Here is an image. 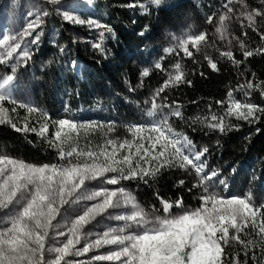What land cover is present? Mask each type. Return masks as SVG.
Returning a JSON list of instances; mask_svg holds the SVG:
<instances>
[{
  "label": "trees",
  "instance_id": "16d2710c",
  "mask_svg": "<svg viewBox=\"0 0 264 264\" xmlns=\"http://www.w3.org/2000/svg\"><path fill=\"white\" fill-rule=\"evenodd\" d=\"M242 2L247 12H264V0ZM66 3L67 14L86 22L72 24L59 13L48 10L59 27L58 40L45 41L24 66L41 81L34 94L35 113L29 114L25 108L8 103L4 105L10 123L0 125V155L34 165L59 163L58 150L49 144L55 139L52 123L73 112L102 109L121 125L144 122L155 92L165 85L163 71L179 64L183 81H191V84L181 82L173 87L170 83L156 98L165 107H175L174 101L181 107L183 118L169 120L172 129L186 135L196 149L208 148L202 158L207 162L205 170L214 169L221 174L220 179L226 178L228 187H221L223 193L250 192L264 199V115L249 124L226 113L230 100L264 107L260 88H239L249 81L254 88L256 85L264 87V54L246 60L243 57L244 50L264 47L260 35L264 32V16H254L252 27L243 23L236 31L239 42L226 45L214 34V22L222 12L227 13L231 6L227 0H162L159 6L151 0ZM208 17H212L211 23ZM89 20L95 23H87ZM165 28L199 29L207 38L208 52L180 57L166 55L162 37ZM97 43L100 48L95 47ZM227 51L243 63L234 65L221 55ZM209 60L217 64L218 71L211 69ZM157 63L162 65L161 69L155 68ZM144 70L149 71L148 77H142ZM12 114L15 116L11 118ZM214 115L217 121L222 118L227 131L221 133L209 127ZM13 124L20 129L27 124L36 131H16ZM45 124L47 132L42 137L38 133ZM146 179L147 183L126 184L141 206L160 208L158 197L175 201L181 196L186 208L200 206L198 197L203 189L192 188L198 180L189 171L163 169L154 178ZM181 180L183 185L179 184ZM239 235L241 240H252L255 244L249 245L247 255L239 242L225 246L224 264H232L234 259L239 264H264V242L257 232L249 227Z\"/></svg>",
  "mask_w": 264,
  "mask_h": 264
},
{
  "label": "snow or ice",
  "instance_id": "6c2138e0",
  "mask_svg": "<svg viewBox=\"0 0 264 264\" xmlns=\"http://www.w3.org/2000/svg\"><path fill=\"white\" fill-rule=\"evenodd\" d=\"M58 2L59 0H51L53 4ZM151 3L159 6L162 0H151ZM228 11L231 12L232 9L229 8ZM241 15H247L248 26L252 27L254 16H264V12L254 10ZM63 19L78 24L86 22L67 13H64ZM224 20L225 17L221 16L220 21ZM211 21L212 17H208V22ZM87 23L95 22L89 20ZM39 26L40 21L37 18L27 25L23 35L31 36L32 30ZM217 31H221V28ZM260 35L264 40V32ZM205 40L206 36L203 33L188 36L186 40L181 41L180 47L186 56H191L187 46L190 44L199 50L198 46ZM8 41L9 37L4 36L0 44L7 45ZM38 41L39 35H36L31 43L35 45ZM95 47L100 48L101 45L97 43ZM241 47L243 48V42ZM20 48V43L9 45L7 57L13 58V53ZM257 54H264V47L243 51L245 60ZM221 55L231 60L234 65L239 66L243 63L242 60H236L231 51L223 52ZM30 59V51L27 48L15 57L17 63L23 61L25 65ZM0 63L11 68V74L0 78V125H3L10 123L6 118L7 111L3 104L12 96L14 83L17 80V66L9 64L8 59H0ZM209 66L213 71L219 70L217 64L211 60ZM155 68L161 69L162 65L157 63ZM175 70L176 75L169 77L171 86L175 87L181 82L191 84V81H183L179 64L175 66ZM149 74L148 70H144L142 77H148ZM168 86L169 82L166 81L165 85L157 90L155 96H159ZM245 87L253 90L260 88V94L264 96V87L261 85H256L254 88L253 83L249 81L246 86H239L240 90ZM228 95L231 98L232 93L229 92ZM217 103L223 104V101ZM173 104L175 108L168 115L182 119L181 107L175 101ZM163 107L165 106L155 102L154 97L148 115L153 116ZM228 113L235 115L238 120L252 124L264 115V107L233 101L228 106ZM212 120L217 121V117L214 115ZM58 125L59 130L54 133L55 139L49 141V144L58 150L60 163L33 165L0 155V213L5 214V217L0 219V264H62V262L72 264L68 257H80L93 249L105 246H117L118 251L93 256L91 258L93 264L114 261L119 264H224L225 246H230L233 241L239 242L244 246L247 255L249 245L255 244V241L245 242L240 239L239 233L245 229L251 227L264 242V203L256 207L250 202V195L224 197L211 191L210 185L215 182L227 189L226 178L220 179L221 174L214 169L205 172L207 162L202 158L205 157L208 148L196 149L193 141L186 135L173 132L167 116L153 121L149 131L155 135L140 137L141 142L136 146L135 154L130 152L122 159L117 158L119 150L125 147L131 150L133 147L128 141L120 143L117 148L116 141L107 140L106 144L112 146L111 151L106 148L100 151L91 149L85 151L71 145L70 150L65 151L62 145L67 144L72 138L67 133L62 136V130L67 126L70 131H78L79 126L76 122L67 119L59 120ZM11 126L16 131H36L35 128L29 129L27 124L23 129L16 128L14 124ZM47 127L45 124L38 135L43 137ZM209 127L221 133L227 131L222 118L210 123ZM141 131L143 129L137 126L135 132ZM145 139L148 147L142 142ZM134 157L138 158L135 165H133ZM142 164L152 166L144 167ZM172 167L185 170L190 167L200 177L198 182L192 185V188L203 189L198 197L199 207L186 208L182 196L175 201L158 197L161 207L156 209V212H162L163 215H156L155 212L150 214L141 208L135 203V197L123 188L109 190L101 187L99 190L88 192L90 182L118 185L121 181L140 179L147 183L146 177L154 178L161 170ZM232 171L234 172L235 169ZM179 184L183 185L184 181H179ZM188 190L192 191V189ZM90 201L96 202L86 207L82 214L75 216L66 232L57 231L60 227L57 218L65 206L71 207L78 202ZM122 205L129 206L124 208L126 214H116L114 217L116 221L122 222V226L106 230L102 236H97L96 239L84 243L82 247H77L81 244L82 236L87 239L93 235V233H83L86 226L93 221L98 222V218L104 219L109 210L118 212ZM177 209L179 214L174 215L173 212ZM107 218L112 219L111 216ZM54 221L57 223L54 224ZM230 229L236 234L230 235ZM61 237L65 239L60 246L46 249V242L60 241ZM45 251L54 253V259L45 261ZM76 264L80 262L77 261ZM232 264H239V261L234 259Z\"/></svg>",
  "mask_w": 264,
  "mask_h": 264
},
{
  "label": "rangeland",
  "instance_id": "374dc122",
  "mask_svg": "<svg viewBox=\"0 0 264 264\" xmlns=\"http://www.w3.org/2000/svg\"><path fill=\"white\" fill-rule=\"evenodd\" d=\"M66 1H72L73 3L80 2L82 0H59L58 3L53 4L51 3V0H0V40L3 39L4 36L9 37L8 44H0V59H8L9 64L16 65L17 66V80L14 83V90L12 92V96L9 100H6L3 104V107L6 103L10 104L13 107L16 108H25L27 112L30 114H34L35 110V100H34V94L36 88L39 87L41 81L37 76H35L30 70L24 69V62L20 61L17 63L15 60V57L19 52H22L24 48H27L30 51V55L37 52L44 44V42H56L59 37V27L56 25L55 21L53 20V13L49 12L53 11L55 14L63 18V15L65 12V9L67 8ZM89 0H84L85 3H87ZM229 2V0H227ZM231 4L228 9H232L231 12L227 10V13L222 12L220 15H218V18L215 20L216 30L214 34L216 35L219 42L226 44V45H232L239 42V38L236 34V31L240 28H242L243 23H249L247 15H241V13H248V8L244 5L242 0H231L229 2ZM234 5V6H233ZM67 10V9H66ZM68 11V10H67ZM31 13V15H29ZM224 16L225 20L223 22L220 21V17ZM39 19L40 26L36 28L35 30H32L31 36H24L23 32L26 29L27 25L29 23H32L36 19ZM254 19V18H253ZM66 21V20H65ZM72 23V22H71ZM73 24V23H72ZM223 24V27L221 25ZM218 28H221V31H217ZM200 30L197 28H191V29H184V30H171L168 28L163 29L162 37L166 43V55L173 54L175 57L186 56L183 52V49L180 47V43L183 40H186L188 36H195L200 35ZM36 35H39V41L35 45L31 43V40L36 37ZM206 41L201 42V44L198 46L199 50L197 48H194L190 44L187 46L189 52L191 54L193 52H208L207 51V45ZM16 43L21 44V48L17 49L16 52L13 53V58L7 57V51L8 46H14ZM176 65H172L169 67V69H166L163 71L165 75L166 81L171 83L169 81V77H174L176 75L175 70ZM181 72V70H180ZM8 74H11V68L4 63H0V78L3 76H6ZM156 93V92H155ZM157 96H155V102L159 104L156 101ZM154 99V98H153ZM153 102V100H152ZM232 103L230 100L227 105L226 113H228V106ZM152 106V103H151ZM150 106V109H151ZM175 107H163L160 112L154 114L153 116H149L147 111L146 113V120L142 123L138 124H127V125H121L119 123H116L112 118L108 117L104 110L102 109H91L87 111H79V112H73L67 117H63L61 119H67L70 121L76 122V124L79 126L78 131H70L67 126H65V129L62 130V136L67 133L72 139L67 143L63 144L62 147L65 151L70 150L71 146H78L82 148L85 151H88L89 149L93 151H100L102 148H106L108 151H111L112 146L107 145L106 141L111 139L117 142L116 146L119 148V144L123 143L124 141H128L133 145L131 150H129L127 147L124 149H120L118 152V159H122L124 155L135 154L136 146L138 143H140V137H148L149 135H155V133H151L149 129L152 127V123L155 120L161 119L163 116H167V121L169 124V120L171 115H168L170 111H172ZM31 109V110H30ZM14 117L15 114L10 115ZM234 117H236L234 115ZM7 120L9 119V115L7 114ZM59 119V120H61ZM54 121L52 124L54 125V133L59 130L58 121ZM214 121L213 123H215ZM139 126L143 129L140 133H136L135 129ZM173 132H176L172 129ZM144 143L145 147H148L147 140L145 139L142 141ZM57 143H60L57 141ZM102 159V158H101ZM138 158L134 157L133 159V165H135L136 160ZM61 161L59 160V163ZM29 164V163H28ZM34 165V164H33ZM144 167H151L152 165H143ZM127 167V166H124ZM165 169H183L179 167H172V168H165ZM185 170V169H183ZM197 180L200 179L195 173L193 169L189 167L187 170ZM206 172V170H205ZM111 175V174H108ZM149 178V177H146ZM141 182L143 180L137 179L132 181H121L118 185H108L104 184L102 182H90L88 184V192L91 193L93 191L99 190L101 187H106L109 190H116L118 188H123L126 192L130 193L133 197V191L129 189L128 185H126L128 182ZM210 190L217 192L221 194L224 197H231V196H237V197H251L250 202L258 207L260 204L264 203V199H260L258 197L253 196L250 192H247L242 195H237L233 193H223L221 186L218 184V182H215L213 185H210ZM203 191V190H202ZM121 200H123V197H121ZM96 201H90V202H78L77 204L72 205L71 207L65 206L64 209H62L61 215L58 216L57 220L60 224V227L57 229V231H67V228L70 227L72 220H74L75 216L82 214V212L86 209V207L90 206L91 203H94ZM135 203H137L141 208H143L145 211L149 212L150 214L155 212L156 215H163L162 212H156V209H159L153 205H150L148 207L141 206L135 199ZM125 207L129 206H123L121 209L117 212V210H109L108 213L105 214L104 219L98 218L97 221H93L90 225L86 226L83 229V233H93L92 236L87 237V239H84L82 236L81 244L77 245V247H82L84 243H87L91 240H94L97 238V236H102L103 232L106 230H110L112 228H115L117 226H122V222L116 221L114 219L116 214H126L124 211ZM189 209V208H188ZM130 214V211L129 213ZM174 215L179 214V210H174ZM111 216L112 219H108L107 217ZM5 217L4 213H0V219H3ZM54 224L57 223V221L53 222ZM255 231V230H254ZM234 231L230 229V235H234ZM64 237L60 238V241H48L46 242V249L48 247H57L60 246L61 242L64 240ZM111 251H118L117 246H105L100 249H93L90 253L84 254L80 257H68L67 259L72 262V264H76L77 261L80 262V264H93L92 257L95 255H107ZM54 253H49L48 251H45L44 253V259L45 261H51L54 259ZM63 264V262H62ZM96 264H119V262H96Z\"/></svg>",
  "mask_w": 264,
  "mask_h": 264
}]
</instances>
